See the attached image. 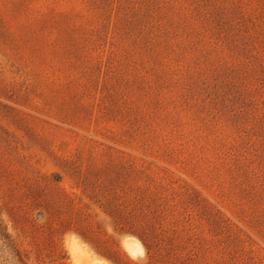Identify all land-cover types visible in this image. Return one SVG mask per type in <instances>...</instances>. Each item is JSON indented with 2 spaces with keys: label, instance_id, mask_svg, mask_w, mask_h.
<instances>
[{
  "label": "rangeland",
  "instance_id": "obj_1",
  "mask_svg": "<svg viewBox=\"0 0 264 264\" xmlns=\"http://www.w3.org/2000/svg\"><path fill=\"white\" fill-rule=\"evenodd\" d=\"M0 264H264V0H0Z\"/></svg>",
  "mask_w": 264,
  "mask_h": 264
}]
</instances>
